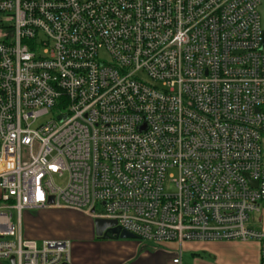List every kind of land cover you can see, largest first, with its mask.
<instances>
[{
	"label": "built area",
	"instance_id": "1",
	"mask_svg": "<svg viewBox=\"0 0 264 264\" xmlns=\"http://www.w3.org/2000/svg\"><path fill=\"white\" fill-rule=\"evenodd\" d=\"M261 6L0 0V264L70 263L69 239L23 237L41 209L140 240H257L264 264Z\"/></svg>",
	"mask_w": 264,
	"mask_h": 264
},
{
	"label": "crops",
	"instance_id": "2",
	"mask_svg": "<svg viewBox=\"0 0 264 264\" xmlns=\"http://www.w3.org/2000/svg\"><path fill=\"white\" fill-rule=\"evenodd\" d=\"M21 231L31 239H69V264H168L176 254L181 264H259L255 241L185 240L170 246L163 240L102 239L95 236L91 217L70 209L23 211Z\"/></svg>",
	"mask_w": 264,
	"mask_h": 264
},
{
	"label": "water",
	"instance_id": "3",
	"mask_svg": "<svg viewBox=\"0 0 264 264\" xmlns=\"http://www.w3.org/2000/svg\"><path fill=\"white\" fill-rule=\"evenodd\" d=\"M94 234L97 238L102 239H117V238H136L133 234L121 230L116 226L115 220L105 219V218H94ZM11 264L13 263V258H10ZM65 264V263H63Z\"/></svg>",
	"mask_w": 264,
	"mask_h": 264
},
{
	"label": "rangeland",
	"instance_id": "4",
	"mask_svg": "<svg viewBox=\"0 0 264 264\" xmlns=\"http://www.w3.org/2000/svg\"><path fill=\"white\" fill-rule=\"evenodd\" d=\"M259 15H260V18H261V24L264 26V6H261L259 7ZM51 118V115L50 114H46V115H43L41 117H39L34 123H33V127H36L37 125L41 124V123H44L46 121H48L49 119ZM260 146H261V155H262V160L264 162V135L262 134L261 136V140H260ZM53 180L55 182V184L57 186H63L65 184V181H66V178L65 176L63 177H59V176H54L53 177ZM100 206L98 205L97 206V209H99ZM260 209L264 211V201L260 203ZM33 213V212H31ZM15 215V214H14ZM13 215V216H14ZM256 217V215H255ZM26 222L24 220V218L22 219V227H23V231L25 230V227H26ZM249 241V240H248ZM250 241H255L256 242V245H252V247L254 248H259V242L257 240H250ZM168 245L170 246H174L175 243L173 241H168L167 243ZM169 247V246H167ZM170 248V247H169ZM4 264H9L7 261H4Z\"/></svg>",
	"mask_w": 264,
	"mask_h": 264
},
{
	"label": "trees",
	"instance_id": "5",
	"mask_svg": "<svg viewBox=\"0 0 264 264\" xmlns=\"http://www.w3.org/2000/svg\"><path fill=\"white\" fill-rule=\"evenodd\" d=\"M0 26H1V22H0Z\"/></svg>",
	"mask_w": 264,
	"mask_h": 264
}]
</instances>
